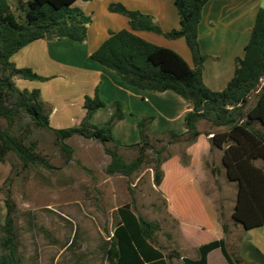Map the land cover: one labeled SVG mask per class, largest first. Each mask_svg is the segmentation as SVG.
Returning a JSON list of instances; mask_svg holds the SVG:
<instances>
[{"label": "trees", "instance_id": "1", "mask_svg": "<svg viewBox=\"0 0 264 264\" xmlns=\"http://www.w3.org/2000/svg\"><path fill=\"white\" fill-rule=\"evenodd\" d=\"M77 1L0 0V119L6 121L5 127L0 126V162L9 161V155L13 154L25 169L30 166L52 169L49 161L37 152L38 143L33 139L36 130H44L55 136V144L66 161H71L74 155V148L67 143L74 136L102 144L111 157L106 167L110 176H133L147 162L151 152L155 156L154 181L159 187L164 176L162 165L172 156H163L167 146L193 144L201 135L199 122L206 121L212 127L224 129L206 135L212 149L222 151V165L228 181L236 185L232 212L234 225L244 230L264 227V7L256 14L244 56L235 60L234 77L224 90L213 91L204 82L208 56L201 51L199 42L202 12L209 0H174L180 27L169 32H164L152 15L130 10L121 3L110 4L109 11L125 16L131 30L111 31L91 58L133 87L158 93L175 92L188 102L190 108L184 120L185 133L153 134L154 117L146 116L138 123L141 141L125 146L112 134L114 125L124 118L120 102L112 104L111 119L97 127L91 119L106 103L98 94L87 96L86 114L81 123L58 130L50 126L52 108L43 100L40 90L20 89L16 83L18 79L47 80L32 69L17 68L11 61L13 55L27 45L41 39L87 42L93 20L76 5ZM13 2L20 14L13 9ZM139 31L160 34L170 40L183 38L192 53L193 65L174 50L155 45L134 33ZM253 93H257V100L249 107ZM258 125L262 128L256 127ZM165 141L168 143L164 144ZM158 144L162 146L157 148ZM120 148L135 150L138 156L128 162L119 153ZM183 164H187L185 153ZM11 165L14 170V162ZM11 180L8 177L0 187L7 206L6 222L1 231L9 240L14 264H24L19 251L17 205L11 190L5 188ZM135 205L133 194L132 201L116 211V226L104 252L106 264H173V259H182L184 264H207L208 254L216 249L221 250L228 264H249L228 250L224 238L201 245L196 259L183 257L176 251L165 253L156 245L160 223L138 215ZM219 220L227 235L229 224L223 216Z\"/></svg>", "mask_w": 264, "mask_h": 264}, {"label": "crops", "instance_id": "2", "mask_svg": "<svg viewBox=\"0 0 264 264\" xmlns=\"http://www.w3.org/2000/svg\"><path fill=\"white\" fill-rule=\"evenodd\" d=\"M112 3H121L130 10L152 15L164 32L180 27V16L174 0H79L76 5L93 20L88 29L87 42H48L41 39L27 45L14 54L11 61L17 68L32 69L47 80L18 79V87L40 90L43 100L52 108L50 126L54 129L78 126L86 114L85 98L98 94L106 106L94 113L91 122L97 127L104 126L114 113L112 104L120 102L124 118L114 125L112 134L115 140L125 146L141 141L138 123L146 116L154 117L151 125L153 134L170 131L179 135L185 133L184 120L190 111L185 99L172 91L158 93L133 87L91 58L93 52L109 38L111 31L131 30L125 16L109 11ZM261 7L263 0H209L203 8L199 42L201 51L208 56L203 78L211 90H224L234 77L235 60L245 54L256 14ZM134 33L155 45L174 50L189 65H193L192 53L183 38L170 40L148 31ZM205 123L199 122L201 135L186 147L187 164H183L179 156L173 155L162 165L164 176L159 186L167 200L166 221L171 232H167L166 238L171 245L158 242L156 245L165 253L176 251L191 259L198 258L201 245L214 240L224 238L229 250L217 209L205 190L208 177L205 159L215 150L206 133L216 132L202 131ZM217 151L222 158V151ZM11 171L9 162H0V187ZM6 216L7 206L0 193V264H14L9 240L1 231ZM247 232L255 233L251 236L256 238L253 240L243 235L237 256L249 264H264V236L259 238V235L264 234V227ZM207 233L212 238L209 241L205 239ZM217 251L222 254L220 249L210 252L207 264H213L211 257ZM222 257L224 260L214 264H228L223 254ZM173 264L184 263L182 259H173Z\"/></svg>", "mask_w": 264, "mask_h": 264}, {"label": "rangeland", "instance_id": "3", "mask_svg": "<svg viewBox=\"0 0 264 264\" xmlns=\"http://www.w3.org/2000/svg\"><path fill=\"white\" fill-rule=\"evenodd\" d=\"M12 6L16 14H20L15 2ZM256 100L257 93H253L249 107ZM0 126L5 127L6 121L0 119ZM256 127L262 128L260 125ZM221 129L208 123L201 128L202 131ZM33 139L38 143L37 152L53 168L30 166L25 169L11 154L7 162H14L15 168L8 176L12 179L11 183L5 187L11 190L17 205L19 251L24 264H106L104 252L116 226V210L131 202L133 194L136 213L161 224L156 242L171 245L166 238L167 232H171L166 221L167 200L155 184V156L151 152L147 162L133 176H110L106 167L111 157L95 140L79 136L67 140L74 148V155L71 161H66L52 133L36 130ZM161 146L158 144L157 148ZM186 147L177 143L169 145L163 156L177 155L183 163ZM118 151L128 162L138 156L135 150L120 148ZM221 159L217 149L205 159L208 176L205 190L212 198L219 217L223 216L230 226L227 243L231 253L237 256L242 236L252 237L253 240L256 237L251 236L255 233H248L232 221L236 186L228 181ZM263 236L259 235V238ZM205 239L209 241L211 235L207 233ZM218 260H224L220 251L211 257L213 264Z\"/></svg>", "mask_w": 264, "mask_h": 264}]
</instances>
